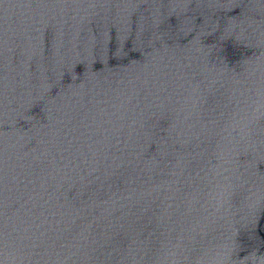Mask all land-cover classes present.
I'll return each mask as SVG.
<instances>
[{
    "label": "water",
    "instance_id": "95a60500",
    "mask_svg": "<svg viewBox=\"0 0 264 264\" xmlns=\"http://www.w3.org/2000/svg\"><path fill=\"white\" fill-rule=\"evenodd\" d=\"M0 264H264V0H0Z\"/></svg>",
    "mask_w": 264,
    "mask_h": 264
}]
</instances>
